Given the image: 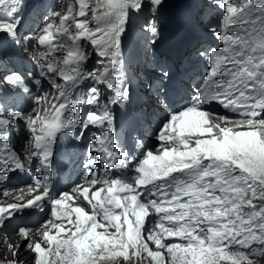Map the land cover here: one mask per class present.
Here are the masks:
<instances>
[{
    "label": "snow or ice",
    "instance_id": "obj_1",
    "mask_svg": "<svg viewBox=\"0 0 264 264\" xmlns=\"http://www.w3.org/2000/svg\"><path fill=\"white\" fill-rule=\"evenodd\" d=\"M163 2L147 0L153 17ZM144 6V0H79L74 23L75 6L69 5L64 15L56 11L47 16L31 38V60L42 76L50 77L51 87L64 84L65 89L43 117L37 114L29 119L21 111L5 114L0 105V182L16 170L30 171L33 159L38 160L35 171L39 174L27 186L32 198L25 200L21 192L18 197L13 194V203L0 200V231L6 240L8 226L17 214L47 202L51 217L65 219L67 226L45 220L42 239L34 243L31 228L11 229L28 242L34 264H256L252 257L264 258V0L217 4L226 12L218 36L224 46L199 53L210 59L211 68L196 89L198 102L169 114L157 133V154L146 150L128 182L112 178L107 169L123 155L116 144L114 109H123L131 95L123 71L121 36L129 9L139 11ZM22 7L23 0H0V71L4 72L0 89L7 86L31 96L24 77L6 70V60L20 43ZM145 30L152 33L150 43L155 44L159 28L154 18ZM82 40L99 58L92 71L83 67L88 54ZM70 45L76 47L63 56L69 71L61 73L54 54ZM38 47L42 50L37 53ZM222 70L228 79L220 77ZM158 72V81L147 82L145 87L163 107L167 104L164 82L173 76L164 64ZM85 79L93 81L92 87L73 101V86ZM101 85L110 95L102 97ZM31 98L36 104L43 102V95ZM210 102L238 118L212 120L202 108ZM82 104L96 111H88L82 119ZM18 120L25 122L34 142L31 158L22 159L8 141L9 130ZM89 126L100 129L89 144L85 164L83 179L89 187L77 185L71 192L53 196L50 168L57 133L75 129L80 131L76 139H81ZM136 142L140 143L138 138ZM97 153L98 159H92ZM98 163L102 172L95 170ZM97 184L103 187L89 195V188ZM149 185L150 192L146 191ZM80 198L91 205V213L68 203ZM150 215H155V223L145 227ZM7 247L18 255L19 245L8 243Z\"/></svg>",
    "mask_w": 264,
    "mask_h": 264
},
{
    "label": "rangeland",
    "instance_id": "obj_2",
    "mask_svg": "<svg viewBox=\"0 0 264 264\" xmlns=\"http://www.w3.org/2000/svg\"><path fill=\"white\" fill-rule=\"evenodd\" d=\"M29 190V189H28ZM6 191V190H4ZM3 192V191H0ZM9 192V191H7ZM23 193L24 195V199H25V193L23 192V190L21 189L20 193ZM31 196L30 192L28 193V195L26 196V198L28 199ZM4 200L5 203H12L13 200H11V202H8V200L4 197V195H0V200ZM25 199V200H27ZM43 225V223H42ZM41 225V226H42ZM43 227V226H42ZM45 229L41 230V233L44 231ZM40 234V232L38 233ZM14 235V234H13ZM11 236V234H9L7 237ZM5 238L3 235H0V239ZM42 236L40 234L39 237H37V235L32 234L30 236L31 241L34 243L37 239H41ZM9 243L11 244H16L19 245V253L18 255H12L10 252L9 253H5L4 251V244H0V264H9L10 261H18L20 262V264H34V260H33V252L27 247V241H25L23 238L18 242L16 240L13 241H9ZM256 264H260V261H256Z\"/></svg>",
    "mask_w": 264,
    "mask_h": 264
},
{
    "label": "bare ground",
    "instance_id": "obj_3",
    "mask_svg": "<svg viewBox=\"0 0 264 264\" xmlns=\"http://www.w3.org/2000/svg\"><path fill=\"white\" fill-rule=\"evenodd\" d=\"M48 4V2L46 3V4H44V5H47ZM47 10V6H43V7H41V11H43V12H45ZM64 11H65V9L62 11V13H61V15H64ZM216 10H214L213 12H215ZM187 60H189V59H187ZM190 61V60H189ZM187 73V72H186ZM185 73V74H186ZM182 78V77H181ZM180 79V78H179ZM211 118H213V119H216L217 120V118H218V114L217 115H214V116H212ZM143 133V132H142ZM142 133H140V134H142ZM21 136H23V137H25V133L23 132V131H21ZM21 189L23 190V192L25 193V199H27L26 198V196L28 195V193H29V190H28V187H25V188H20V189H14V190H10L8 193H9V195L8 196H4L7 200H8V202H11V200H13V194H15L17 197L19 196V192L21 191ZM30 194H31V196L29 197V198H32V195H33V193H31L30 192ZM24 196V195H23ZM28 198V199H29ZM2 200V199H1ZM13 202H15L14 200L12 201V203ZM71 203V205L73 206V207H75V202H70ZM43 226V227H42ZM42 226H40V230L39 231H34L33 232V234H35V235H37V237H39L40 236V234H41V230L42 229H44V225H42ZM15 227H17V226H15ZM40 232V234H38ZM21 236H18V235H16V234H14V235H12V236H9V237H7L6 238V240H5V238H3V239H0V244H4L5 243V248H4V251H5V253H9V250H8V247H7V244L9 243V241H13V240H16V241H20L21 240Z\"/></svg>",
    "mask_w": 264,
    "mask_h": 264
},
{
    "label": "clouds",
    "instance_id": "obj_4",
    "mask_svg": "<svg viewBox=\"0 0 264 264\" xmlns=\"http://www.w3.org/2000/svg\"><path fill=\"white\" fill-rule=\"evenodd\" d=\"M255 261H260V264H264V258L257 257Z\"/></svg>",
    "mask_w": 264,
    "mask_h": 264
}]
</instances>
